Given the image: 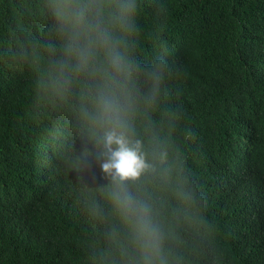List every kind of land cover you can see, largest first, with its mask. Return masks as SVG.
Instances as JSON below:
<instances>
[{"label": "trees", "instance_id": "1", "mask_svg": "<svg viewBox=\"0 0 264 264\" xmlns=\"http://www.w3.org/2000/svg\"><path fill=\"white\" fill-rule=\"evenodd\" d=\"M137 4L126 71L78 72L49 0H0V264H139L91 131L108 88L165 264H264V0Z\"/></svg>", "mask_w": 264, "mask_h": 264}, {"label": "clouds", "instance_id": "2", "mask_svg": "<svg viewBox=\"0 0 264 264\" xmlns=\"http://www.w3.org/2000/svg\"><path fill=\"white\" fill-rule=\"evenodd\" d=\"M48 7L61 31L67 34L70 67L78 72L89 70L97 51L102 49L115 73L126 71V55L114 30L131 31L137 0H49ZM163 67L160 62L149 74L158 76ZM89 119L98 146L97 155L102 160L101 168L112 180L109 198L129 228L139 264H165L161 255V232L151 206L127 190L125 182L138 178L149 164L140 142L130 136L119 98L111 88L98 93L95 112Z\"/></svg>", "mask_w": 264, "mask_h": 264}]
</instances>
